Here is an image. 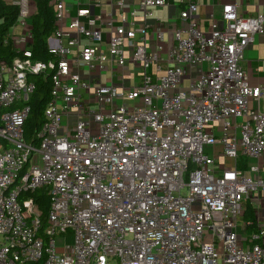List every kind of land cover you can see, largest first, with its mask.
Returning <instances> with one entry per match:
<instances>
[{
    "label": "built area",
    "instance_id": "obj_1",
    "mask_svg": "<svg viewBox=\"0 0 264 264\" xmlns=\"http://www.w3.org/2000/svg\"><path fill=\"white\" fill-rule=\"evenodd\" d=\"M4 1L19 8L6 41L20 54L0 61V264H264V83L250 85L241 65L264 12L228 3L203 29L199 0H180L171 43L148 23L169 0H136L131 20L119 2L120 23L88 7L72 16L79 0H50L54 58L42 61L29 48L35 0ZM130 60L139 82H102ZM46 71L34 144L24 125ZM41 187L45 221L30 195ZM68 232L75 242L59 253L55 238Z\"/></svg>",
    "mask_w": 264,
    "mask_h": 264
},
{
    "label": "crops",
    "instance_id": "obj_2",
    "mask_svg": "<svg viewBox=\"0 0 264 264\" xmlns=\"http://www.w3.org/2000/svg\"><path fill=\"white\" fill-rule=\"evenodd\" d=\"M80 4H74L71 10V15L77 14L78 7H88L93 17H99L105 15L109 17L112 13L115 16L116 23H120L121 11L116 4L123 2L125 5L124 13L128 20L132 19L130 12L137 7L136 0H79ZM234 3L239 6V12L244 16H254L258 13L264 12V0H199L198 18L200 19L203 29H208L210 26V14L220 17L225 4ZM183 4L180 0H169V4L157 7L154 10V16L156 18L148 19V23L151 26H156L162 29L169 38V42L173 43V33L177 28L183 26V23L179 17L180 11L183 8ZM136 23H143L144 13L137 11L136 16L133 17ZM86 19L83 18L82 21ZM154 28L149 29V34L152 38ZM187 36V33L183 34ZM104 39L106 40L108 34L104 33ZM107 52V51H106ZM241 65L247 72L249 84L252 86L261 85L264 83V34L257 35L252 44H250L245 52L244 59L241 61ZM153 69H151L152 71ZM129 78L130 81L139 82L141 77V70L136 63L131 60L128 61L125 68L122 70L106 71L102 74L105 80H113L115 83H120L121 76ZM256 105L255 102L252 103ZM261 110L264 111V100L260 103ZM225 161V160H224ZM262 166L264 168V159H262Z\"/></svg>",
    "mask_w": 264,
    "mask_h": 264
},
{
    "label": "trees",
    "instance_id": "obj_3",
    "mask_svg": "<svg viewBox=\"0 0 264 264\" xmlns=\"http://www.w3.org/2000/svg\"><path fill=\"white\" fill-rule=\"evenodd\" d=\"M35 2L37 10L32 15L33 38L29 48L34 58L49 61L54 58L48 49L47 40L57 27L55 9L50 5V0H35ZM18 15V6L0 0V61L10 62L20 54L10 40L6 41L10 29L18 19ZM35 81L37 84L36 89L31 95L29 102L31 111L24 125L27 140L34 144L37 143V133L44 124V111L50 99L52 88L50 73L47 71L37 75ZM30 195L34 198L41 217L45 221L50 207L49 189L41 187L31 192Z\"/></svg>",
    "mask_w": 264,
    "mask_h": 264
},
{
    "label": "rangeland",
    "instance_id": "obj_4",
    "mask_svg": "<svg viewBox=\"0 0 264 264\" xmlns=\"http://www.w3.org/2000/svg\"><path fill=\"white\" fill-rule=\"evenodd\" d=\"M205 67H207V64H205ZM152 68H153V66H152ZM196 74H197V72H195V76H196ZM104 81H105V77L103 76L102 77V82H104ZM188 82H189V79L185 80V77H184V83H183L184 87H186ZM127 84H130V79L129 78L127 79ZM93 105L96 107V104H93ZM222 149H223V145L222 144H217L216 145V149H215L216 150V154L221 152ZM207 152L211 153V155H213V150L207 149ZM220 159H221L220 163H223L224 160H225V163H226L227 167L232 165V159L231 158L221 157ZM32 164H36V165H40V166L43 165V161H42L41 156L39 154H36L33 157ZM55 240H56L57 252L63 253L65 251L66 246H73V244L75 242V235H74V233L68 232V233L63 234V235H57Z\"/></svg>",
    "mask_w": 264,
    "mask_h": 264
}]
</instances>
